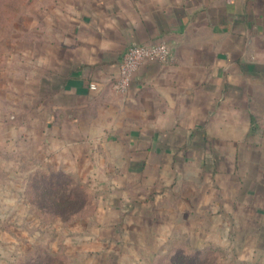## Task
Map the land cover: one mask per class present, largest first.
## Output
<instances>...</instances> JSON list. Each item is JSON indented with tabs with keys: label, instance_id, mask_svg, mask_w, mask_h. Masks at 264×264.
<instances>
[{
	"label": "crops",
	"instance_id": "0c3cea01",
	"mask_svg": "<svg viewBox=\"0 0 264 264\" xmlns=\"http://www.w3.org/2000/svg\"><path fill=\"white\" fill-rule=\"evenodd\" d=\"M51 18L26 58L60 158L97 138L114 180L212 182L264 213V0H79ZM161 41L174 61L144 62L118 93L128 47Z\"/></svg>",
	"mask_w": 264,
	"mask_h": 264
},
{
	"label": "rangeland",
	"instance_id": "374dc122",
	"mask_svg": "<svg viewBox=\"0 0 264 264\" xmlns=\"http://www.w3.org/2000/svg\"><path fill=\"white\" fill-rule=\"evenodd\" d=\"M70 1L79 3L0 0V264H171L180 254L207 264H264V213L216 197L226 192L212 182L114 180L113 157L103 159L99 139L85 136L77 140L90 149L78 147L76 163L59 157L54 123L28 83L35 60L26 52H35L54 8ZM138 195L150 199L127 208Z\"/></svg>",
	"mask_w": 264,
	"mask_h": 264
},
{
	"label": "built area",
	"instance_id": "2783aa9c",
	"mask_svg": "<svg viewBox=\"0 0 264 264\" xmlns=\"http://www.w3.org/2000/svg\"><path fill=\"white\" fill-rule=\"evenodd\" d=\"M146 61L167 64L174 61V54L169 44L165 41L152 44H132L121 58L118 76L113 84L114 89L118 92L126 93L135 73ZM91 88L96 89L97 85L93 83ZM261 123L264 127V115Z\"/></svg>",
	"mask_w": 264,
	"mask_h": 264
},
{
	"label": "trees",
	"instance_id": "16d2710c",
	"mask_svg": "<svg viewBox=\"0 0 264 264\" xmlns=\"http://www.w3.org/2000/svg\"><path fill=\"white\" fill-rule=\"evenodd\" d=\"M53 174L54 175H59L60 173H53ZM170 261H172L171 264H205L206 263L205 261H202V260L198 261V260H195V259H192V258H186L182 254H180L179 256L177 255V257H175V258H171Z\"/></svg>",
	"mask_w": 264,
	"mask_h": 264
}]
</instances>
